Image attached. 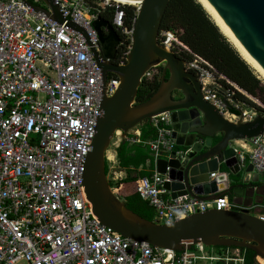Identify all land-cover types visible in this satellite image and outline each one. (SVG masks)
Wrapping results in <instances>:
<instances>
[{
    "label": "built area",
    "instance_id": "obj_1",
    "mask_svg": "<svg viewBox=\"0 0 264 264\" xmlns=\"http://www.w3.org/2000/svg\"><path fill=\"white\" fill-rule=\"evenodd\" d=\"M53 2L66 21L85 31L88 42L81 32L35 10L33 7H45L41 0L29 5L24 0H0V264H244L245 249L203 244L182 252L157 248L117 234L94 214L83 173L101 114L102 73L92 51L95 49L102 60L92 26L99 9L88 0ZM135 22L126 26L124 11L117 5L112 20L122 49L116 56L117 65L126 61ZM158 41L169 51L176 53L180 45L191 54L185 68L198 75L204 100L223 118L248 122L264 116V105L256 103L257 109L238 99L230 88L236 85L182 45L174 33L160 30ZM155 68L144 79L156 76ZM118 86V78L109 74L106 96H112ZM233 88L248 97L242 89ZM149 123L156 129L155 139L141 140L139 130L123 139L121 131L114 133L105 152L109 183L124 178L115 151L122 140L147 146L153 166L162 152L175 148L168 114L155 116ZM230 146L240 168L251 164L254 172L264 174V134ZM165 181L154 170L150 177L139 179L136 188L139 197L153 208V221L158 223L208 209H244L227 196L207 202L188 194L173 199L163 186ZM245 209L264 221L263 214H255L264 206L252 204ZM257 259H261L258 264L264 263L263 258Z\"/></svg>",
    "mask_w": 264,
    "mask_h": 264
},
{
    "label": "water",
    "instance_id": "obj_2",
    "mask_svg": "<svg viewBox=\"0 0 264 264\" xmlns=\"http://www.w3.org/2000/svg\"><path fill=\"white\" fill-rule=\"evenodd\" d=\"M33 7L51 20L75 31H85L66 21L53 0ZM139 3L130 50L123 65L115 63L120 37L114 27L98 17L92 26L97 33L101 57L92 49L102 73L101 114L86 158L83 184L92 210L102 224L117 234L157 248L182 252L193 245L236 247L264 259V221L245 209L264 206V174L251 164L240 168L232 142L264 134V116L251 121L230 122L204 100L198 75L186 70L185 60L159 44L162 19L170 0H124ZM224 25L251 64L264 77V0H201ZM29 5L27 0H24ZM134 6V5H132ZM88 42V39H87ZM161 67L159 87L137 103L145 74ZM118 78L119 86L106 96L107 76ZM167 75V79H166ZM168 114L175 148L162 152L154 170L166 178L164 188L173 199L189 195L207 202L221 196L243 207L240 211L208 209L178 221H149L129 210L109 187L105 152L116 131L121 138L151 118ZM210 174H215L214 178ZM261 198V199H260Z\"/></svg>",
    "mask_w": 264,
    "mask_h": 264
},
{
    "label": "trees",
    "instance_id": "obj_3",
    "mask_svg": "<svg viewBox=\"0 0 264 264\" xmlns=\"http://www.w3.org/2000/svg\"><path fill=\"white\" fill-rule=\"evenodd\" d=\"M27 1L32 3V0ZM116 7L106 6L104 9L98 7L99 17L112 25ZM119 8L124 11L125 25L131 26L133 20L136 21L137 7L119 5ZM160 30L174 33L177 39L186 45L192 53L209 62L219 74L235 83L248 94L258 96L262 105H264V86L261 85L250 67L219 32L196 0H170ZM117 33L119 35V32ZM121 51L122 49L119 47L117 57H119ZM176 55L185 61L192 58L191 54L183 50L176 51ZM160 73L151 80H142L136 97L137 103L144 102L148 93L157 90L160 84L158 79ZM221 82L224 83L223 80ZM236 97L248 102L239 93H236ZM134 130L140 131V139L143 141L155 139L157 135L156 129L148 121L141 123ZM115 151L118 166L125 171L126 176L116 183H109V186L129 210L144 219L153 221L155 215L153 208L143 201L136 191L138 180L142 177H150L153 174V157L150 149L140 143H129L122 140ZM146 166L151 171H137L138 168ZM134 172L136 174L132 175ZM217 248L224 249V247ZM244 264H256L255 254L247 249H245Z\"/></svg>",
    "mask_w": 264,
    "mask_h": 264
},
{
    "label": "bare ground",
    "instance_id": "obj_4",
    "mask_svg": "<svg viewBox=\"0 0 264 264\" xmlns=\"http://www.w3.org/2000/svg\"><path fill=\"white\" fill-rule=\"evenodd\" d=\"M109 2H114L116 4L121 5H134L136 7H139V3L135 2H129L124 0H105ZM197 3L200 4V6L203 8V10L207 13V15L210 17L214 25L218 28L219 32L227 39V41L231 44V46L235 49V51L238 53V55L241 57V59L253 70L255 71L261 79L264 80V77L262 74L251 64V62L248 60V58L245 56L243 51L240 49L238 44L235 42V40L232 38L230 33L227 31V29L224 27V25L214 16V14L205 6V4L201 0H196Z\"/></svg>",
    "mask_w": 264,
    "mask_h": 264
},
{
    "label": "rangeland",
    "instance_id": "obj_5",
    "mask_svg": "<svg viewBox=\"0 0 264 264\" xmlns=\"http://www.w3.org/2000/svg\"><path fill=\"white\" fill-rule=\"evenodd\" d=\"M89 2H91L90 4H92V5H94V6H96V7H104L103 6V3H108V5L109 6H111V7H114V6H117V5H121V4H116V3H114V2H106L105 0H88ZM132 6V5H131ZM134 7H136V6H134ZM203 9V8H202ZM179 40V39H178ZM182 45H184L181 41H179ZM186 48H188L186 45H184ZM178 47L180 48V50H183V51H185V52H187L186 51V49L183 47V46H180V45H178ZM189 49V48H188ZM179 49H176V51L177 52H179L180 51ZM251 69V68H250ZM160 70H161V67H157V68H155L154 70H153V72L155 73V75H157L156 73H160ZM252 70V69H251ZM253 71V70H252ZM253 73L256 75V77H257V79H259V81H260V83H261V85L262 86H264V80L263 79H261L260 77H259V75L255 72V71H253ZM153 78V77H152ZM152 78H150V79H148V80H151ZM227 79V78H226ZM228 80V79H227ZM229 82H231V83H233L232 81H230V80H228ZM225 83V82H224ZM234 85H236L235 83H233ZM237 86V85H236ZM236 86H230V88L231 89H233L234 91H235V93H239V92H237L236 90H235V88H233V87H236ZM238 87V86H237ZM239 89H241L240 87H238ZM244 91V90H243ZM247 93V92H246ZM240 94V93H239ZM240 95H242L248 102H246L245 100H242V99H240V98H238V99H240V100H242V101H244L249 107H258L257 106V104L256 103H261V100H260V98L258 97V96H252V95H250V94H248L247 93V96L248 97H246L244 94H240ZM250 97H252V99L250 98ZM262 104V103H261ZM111 148V147H110ZM109 149V148H108ZM256 214V213H255ZM260 258V257H259ZM261 260V259H260ZM257 261V263H259V259H257L256 260ZM264 264V263H263Z\"/></svg>",
    "mask_w": 264,
    "mask_h": 264
},
{
    "label": "crops",
    "instance_id": "obj_6",
    "mask_svg": "<svg viewBox=\"0 0 264 264\" xmlns=\"http://www.w3.org/2000/svg\"><path fill=\"white\" fill-rule=\"evenodd\" d=\"M140 132V131H139ZM147 165V164H146ZM120 171L122 172V175H123V177H125L126 175V173H125V171L124 170H122V169H120ZM137 171H151V169L150 168H148L147 166L146 167H144V168H138L137 169ZM153 172H154V166H153V170H152ZM152 172V173H153ZM136 173L134 172V173H132V175H135ZM261 199V198H260ZM260 212V213H259ZM258 213H256V214H263L264 215V209H262V210H260Z\"/></svg>",
    "mask_w": 264,
    "mask_h": 264
},
{
    "label": "clouds",
    "instance_id": "obj_7",
    "mask_svg": "<svg viewBox=\"0 0 264 264\" xmlns=\"http://www.w3.org/2000/svg\"><path fill=\"white\" fill-rule=\"evenodd\" d=\"M216 248H217V247H216ZM256 257H258V256H255V262H256V264H258L257 261H256Z\"/></svg>",
    "mask_w": 264,
    "mask_h": 264
},
{
    "label": "flooded vegetation",
    "instance_id": "obj_8",
    "mask_svg": "<svg viewBox=\"0 0 264 264\" xmlns=\"http://www.w3.org/2000/svg\"><path fill=\"white\" fill-rule=\"evenodd\" d=\"M117 52H118V48H117ZM160 76V75H159ZM167 79V78H166Z\"/></svg>",
    "mask_w": 264,
    "mask_h": 264
}]
</instances>
